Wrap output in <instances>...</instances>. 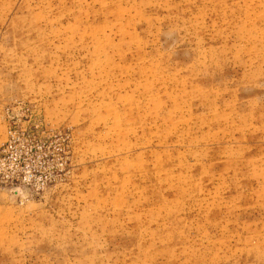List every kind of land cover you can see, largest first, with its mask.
Here are the masks:
<instances>
[{"label":"rangeland","instance_id":"374dc122","mask_svg":"<svg viewBox=\"0 0 264 264\" xmlns=\"http://www.w3.org/2000/svg\"><path fill=\"white\" fill-rule=\"evenodd\" d=\"M0 264H264V0H0Z\"/></svg>","mask_w":264,"mask_h":264}]
</instances>
